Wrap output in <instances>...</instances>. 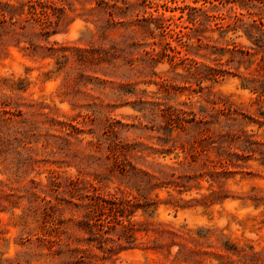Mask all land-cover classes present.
Segmentation results:
<instances>
[{
    "label": "rangeland",
    "instance_id": "rangeland-1",
    "mask_svg": "<svg viewBox=\"0 0 264 264\" xmlns=\"http://www.w3.org/2000/svg\"><path fill=\"white\" fill-rule=\"evenodd\" d=\"M35 1L0 0V264H264V0H42L47 36Z\"/></svg>",
    "mask_w": 264,
    "mask_h": 264
},
{
    "label": "trees",
    "instance_id": "trees-1",
    "mask_svg": "<svg viewBox=\"0 0 264 264\" xmlns=\"http://www.w3.org/2000/svg\"><path fill=\"white\" fill-rule=\"evenodd\" d=\"M43 4H45L42 0H36L34 3L28 2L25 6L27 7V13L29 15V19L33 20L34 22L38 23L39 26H41V30L43 32L44 35H48L47 29L49 24L51 23L49 18H48V14L44 11L43 9ZM7 5H1L0 4V20L1 23H4V9L3 8H7ZM38 8H40V10H38ZM11 16L9 17V20L12 21L13 20V11L11 10ZM28 19V20H29ZM15 21H12V24ZM8 115V116H7ZM20 114L19 112H8L3 110V112L1 113V117H0V132L3 128H6L8 124H10L12 122V118L13 117H19ZM14 140H16V138H14ZM0 152H3L1 150V144H0ZM150 206H147L145 208V210H143L144 212H146V209L149 208ZM115 209H117L118 211H123L124 210V206L122 204H120V206L116 207ZM153 214V211L150 213ZM132 226V225H130Z\"/></svg>",
    "mask_w": 264,
    "mask_h": 264
}]
</instances>
